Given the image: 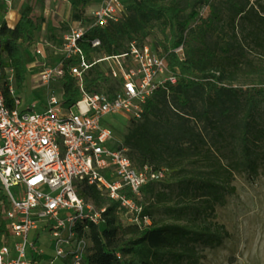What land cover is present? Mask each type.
<instances>
[{
  "label": "trees",
  "instance_id": "16d2710c",
  "mask_svg": "<svg viewBox=\"0 0 264 264\" xmlns=\"http://www.w3.org/2000/svg\"><path fill=\"white\" fill-rule=\"evenodd\" d=\"M67 1L73 7V21L90 22L85 11L92 0ZM210 1L191 0L190 13L183 14L175 5L139 0L128 7V14L120 23L107 30L93 28L89 32L91 39L101 41L105 55L118 56L128 50L131 42L144 40L152 23L163 21L170 31L164 53L181 45L185 48L183 61L177 54H169L171 68L180 72L177 85L159 90L145 106L143 118L131 120L124 138L136 167L152 165L172 172L167 182L144 190L145 198H153V203L145 208L153 224L146 229L123 226L118 204L96 187L83 184L81 197L98 209L107 208L106 225L90 226V264H201L199 245L215 249L230 236L226 227L217 222L216 212L236 194L235 173H248L253 178L259 175L264 163V128L254 114L256 101L247 98L244 102L238 90L222 84L225 72L221 65L234 64L235 57L210 49L206 36L199 38L201 45L193 48L190 42L196 38L190 26L200 21L197 8L208 4L211 15L201 20L205 30L226 21L222 13L228 11L227 24L235 28L239 18L246 26L247 37L264 50V6L252 4L251 0H228L222 11ZM7 10L0 1V12ZM33 11L31 5L22 6L13 28L0 19V61L4 69L14 72L17 89L27 81V67L33 62L29 47L39 33ZM84 49L88 55L92 52L89 45ZM86 84L91 92L114 90L99 67L90 72ZM62 86L64 105L74 106L80 100L75 80L67 77ZM193 99L200 101L201 106L195 107ZM7 101L12 108L14 103L8 95ZM190 105L193 112L187 114L184 109ZM174 179L177 190H167V183ZM158 205L164 206L166 220L155 223L152 210ZM5 233L6 225L0 220V238Z\"/></svg>",
  "mask_w": 264,
  "mask_h": 264
},
{
  "label": "built area",
  "instance_id": "2783aa9c",
  "mask_svg": "<svg viewBox=\"0 0 264 264\" xmlns=\"http://www.w3.org/2000/svg\"><path fill=\"white\" fill-rule=\"evenodd\" d=\"M2 1L11 11L13 0ZM137 1L103 0L90 22L71 27L58 46L40 40L29 47L30 68H38L37 84L48 91L46 107L40 111L36 105H24L14 72L0 61V220L6 225L0 264H40L43 259L49 264L58 260L90 264V226L106 225L107 208L98 209L81 197L83 184L118 204L123 226H152V218L145 214L144 190L167 182L172 172L152 165L136 167L124 140L115 137L113 120L120 116L141 120L159 90L177 85L180 72L171 68L169 54L183 61L185 48L161 54L133 41L125 53L107 56L101 41L89 37L93 28L107 30L120 23ZM251 3L264 5V0ZM85 45L91 47L90 55ZM49 47L55 52L53 62L46 53ZM95 67L114 90L87 89L86 79ZM67 77L75 80L80 94L72 107L63 103L62 82ZM54 84L62 91L53 90ZM44 233L50 237L53 259L39 250Z\"/></svg>",
  "mask_w": 264,
  "mask_h": 264
},
{
  "label": "rangeland",
  "instance_id": "374dc122",
  "mask_svg": "<svg viewBox=\"0 0 264 264\" xmlns=\"http://www.w3.org/2000/svg\"><path fill=\"white\" fill-rule=\"evenodd\" d=\"M102 1L92 0L86 7L85 17L92 18V12L100 7ZM158 1L166 6L175 5L182 9L183 14H188L191 10V0ZM227 2L228 0L210 1L211 5L214 4L217 9L222 11L221 8ZM26 4L33 7V17L39 24V30L44 27L49 29L44 38L41 33H38V41L47 40L53 46H58L63 35L78 24L72 20L73 7L67 0H13L12 11L20 15L22 6ZM259 6L264 5L260 4ZM197 10L200 14V21L192 23L190 26V29L194 31L193 36L196 38L190 44L194 46L193 48L198 47L201 45L199 38L206 36V42L210 49L212 48L220 55L232 54L235 57L234 64L221 65L225 72V79L221 82L229 88L238 90L244 102L247 98H253L256 101L254 114L259 126L264 128V50L247 37L246 26L239 18L235 28L227 24L228 11L221 12L226 21L216 22L208 30H205L202 21L210 17L211 9L208 4H203ZM188 34L187 31L186 35ZM169 36L170 31L165 23L157 21L149 26L147 37L142 41L139 39L138 43L141 46L147 45L162 54L169 44L167 40ZM188 45L189 43H187ZM46 53L49 60L53 62L55 60L54 49L46 48ZM99 56L101 54L96 57ZM31 64L27 67V81L21 89H18L17 93L25 106L36 105L37 111H40L46 107L48 91L46 88L38 86L34 78L39 70L30 68ZM61 88L59 84L52 86V89L58 93L62 91ZM193 102L195 107L201 106L200 101L193 99ZM74 111L77 112L76 109ZM184 112L191 114L193 112L192 105L187 106ZM131 122L130 118L123 116L113 120L117 139L124 140L131 127ZM167 184L169 185L167 190H177L176 179ZM233 185L236 187V194L229 197L227 205L218 207L216 212L217 222L226 227L230 236L222 246L215 249L199 245V251L203 256L201 264H264V163L261 164L259 175L256 178L251 177L248 173L236 172ZM158 189L160 190L161 187ZM152 203L153 198L146 196L144 206ZM163 210V205L153 207L152 214L155 223L166 220ZM38 244L39 250L44 253L45 257L54 258L50 237L47 233L41 235ZM40 264H49V262L43 259ZM55 264L65 263L58 260Z\"/></svg>",
  "mask_w": 264,
  "mask_h": 264
},
{
  "label": "crops",
  "instance_id": "0c3cea01",
  "mask_svg": "<svg viewBox=\"0 0 264 264\" xmlns=\"http://www.w3.org/2000/svg\"><path fill=\"white\" fill-rule=\"evenodd\" d=\"M0 1H2V0H0ZM0 19L5 21L9 27L13 28L17 25V23L20 19V15L15 14L12 10L11 11L7 10L4 12H0ZM48 31H49V29L44 27V28H41V30H39V33H41L43 35V38H44L45 34L48 33ZM37 41H38V39H37Z\"/></svg>",
  "mask_w": 264,
  "mask_h": 264
}]
</instances>
